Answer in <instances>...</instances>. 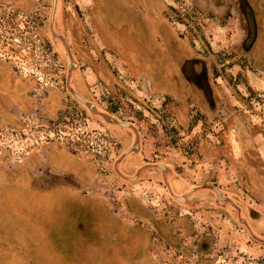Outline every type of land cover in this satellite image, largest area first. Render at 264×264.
<instances>
[{
  "label": "rangeland",
  "instance_id": "obj_1",
  "mask_svg": "<svg viewBox=\"0 0 264 264\" xmlns=\"http://www.w3.org/2000/svg\"><path fill=\"white\" fill-rule=\"evenodd\" d=\"M250 5L249 35L237 0H0V264H142L114 216L146 223L155 264L168 246L195 254L181 264H264V0Z\"/></svg>",
  "mask_w": 264,
  "mask_h": 264
},
{
  "label": "flooded vegetation",
  "instance_id": "obj_2",
  "mask_svg": "<svg viewBox=\"0 0 264 264\" xmlns=\"http://www.w3.org/2000/svg\"><path fill=\"white\" fill-rule=\"evenodd\" d=\"M237 1H238V7H239V10H240V13L239 14L241 15V17L239 16V24L241 22V19H243L244 26L247 28L248 34L250 35L251 32L253 31V25H255L254 17H253V16H255V14L253 13V9H252V7L250 5V0H237ZM30 22H31V20L29 19V21L27 23H30ZM30 27L31 26H29V28ZM161 64H163V65L165 64L166 65L165 62H163ZM2 76H3V74H0V84H1V82H4V81H2V78H1ZM9 78H11L10 73L8 74V79ZM0 98H1V96H0ZM0 103H1V107L3 109L2 114H4L3 115L4 120H7L8 119V111H9L10 107H8V105H7V107H5V102L3 100H1ZM118 132H122V129L121 130H118ZM59 152H56L54 154L55 155H58ZM55 161L59 165H65V166L68 165V166H71L73 168V170H75V172L77 171L78 173H81L82 170H83V165L82 164H80V163H74L73 162V159L67 158V155L65 157L59 159V160H57L55 158ZM91 197H93V198H95L97 200H101L103 202V199H101L100 197L98 198V196L96 194H92ZM111 211H112V209H111ZM121 217H124V216H121ZM124 218H126V217H124ZM126 219L128 220L129 223H130V221H132L131 219H128V218H126ZM150 222H151L152 225L154 224V220L153 221H150ZM133 223L134 224H137L138 226L139 225L142 226V228L144 229V232H145V238H144V241L145 242L143 244L144 246H143V251H142L143 252V255H142V264H155V261L153 259H154V257H156V253L160 250V246L158 244H154L150 240V237H149L147 231L144 228V225L146 223H142L141 224L140 222L139 223H135L134 221H133ZM209 225H213V224L212 223H209ZM154 239L156 240V238H154ZM204 240H205L204 241V244H205V242L206 241L208 242V240H210V239H209V237L206 236V237H204ZM141 248H142V246H141ZM150 248L152 249V252L149 251ZM182 248L183 247L181 246V249L178 250L176 247L168 246L167 253L170 254L171 256H174L175 257L174 261L173 262H170L171 264H178V263L181 264V262L184 263L187 259H190V261H191L192 255H195V254H193L192 252L191 253H187V251L186 250H183ZM177 258H179V261H178ZM182 258L184 259V261L181 260ZM187 264H189V263H187Z\"/></svg>",
  "mask_w": 264,
  "mask_h": 264
},
{
  "label": "crops",
  "instance_id": "obj_3",
  "mask_svg": "<svg viewBox=\"0 0 264 264\" xmlns=\"http://www.w3.org/2000/svg\"><path fill=\"white\" fill-rule=\"evenodd\" d=\"M0 108H1V103H0ZM111 129L115 130V131L121 130V128H119L118 126H112ZM183 182H186V181H183ZM59 186H61V187L57 186L55 188H52V190H55L57 188H65L66 190L76 191L78 193V195L82 198H85L86 201H90V202L100 201V203H102V206H104L103 208L109 211V215L113 214L111 209L109 207H107V205H105L101 200H97V199L91 197L92 195L82 194L78 187H72V186H68V185H59ZM42 191H44L45 193L47 192V190H40V192H42ZM105 224L106 225L108 224L109 229H111V235L114 234L116 239H118L121 242L123 240L126 242L125 249L130 247L129 249L131 251H133V248L135 247V245H137L143 251V246H144L143 244L145 242L144 241L145 232H144V229L142 228V226H140V225L138 226L137 224H134L133 221H130L131 228L128 229V226H129L128 220L126 218L122 219V218H119L117 216H114V217L108 219L105 222ZM141 246H142V248H141ZM149 251L152 252V249L150 248ZM70 252H71V250L68 249V253H70ZM140 255L142 256L143 252L140 253Z\"/></svg>",
  "mask_w": 264,
  "mask_h": 264
}]
</instances>
